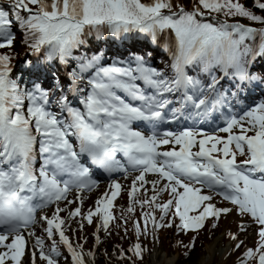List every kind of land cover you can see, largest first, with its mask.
Masks as SVG:
<instances>
[{"label": "snow or ice", "instance_id": "obj_1", "mask_svg": "<svg viewBox=\"0 0 264 264\" xmlns=\"http://www.w3.org/2000/svg\"><path fill=\"white\" fill-rule=\"evenodd\" d=\"M8 3L11 15L0 7V50L14 47L16 25L31 55L43 51V60L36 63L26 55L25 69L43 74L47 64L58 61L67 78L63 82L52 73L53 84L44 87L37 75L25 85L21 76L12 75L14 54L0 51V264H23L26 249L30 264H36L37 257L45 264H59L61 258H70L72 264H87L86 256L94 260V252H85L83 244L74 245L66 235L60 213L67 212L68 219L79 217L81 230L85 220L91 225L99 217L95 234L99 245L100 231H107L116 218L112 208L122 185L112 180L109 191L95 201V210L82 213L85 192L99 186L89 162L108 175L139 173L128 192L132 204L127 212L134 213L136 204L149 211L142 212L143 221L133 222L137 239L149 224L153 229L171 228L177 218L180 232H199L209 218L214 219L212 227H218L221 216L233 211L212 202L219 196L235 206L239 216L250 218L239 222V231L256 226L257 246L246 247L240 264L252 260L264 264V100L238 114L231 111L249 85H264V76L251 71L257 59H264V28L198 19L207 11L264 24V16L239 0H193L190 8L183 0ZM254 3L264 11L262 0ZM168 31L174 35L167 40L171 50L167 69L151 64V52L129 51L109 59L103 48L91 50L96 41L126 42L137 33L156 44ZM224 112L225 126L218 131L226 137L197 128L202 122L214 123L213 113L220 114L218 119ZM178 121L186 122L179 131H158L163 124ZM168 145L169 150H160ZM147 174L157 178L149 181ZM147 184L153 194L141 200L137 193ZM73 192L76 198L69 200ZM164 192L169 199L161 203ZM61 202L78 206L69 211L60 207ZM50 206H55L51 216L40 217L51 241L46 247L45 237L33 226L38 210ZM228 235L240 249L244 241ZM26 237L35 240L30 249ZM178 244L193 249L195 238ZM60 245L69 256L63 255ZM143 252L136 243L121 250L120 258L136 264L133 256L143 260Z\"/></svg>", "mask_w": 264, "mask_h": 264}, {"label": "trees", "instance_id": "obj_2", "mask_svg": "<svg viewBox=\"0 0 264 264\" xmlns=\"http://www.w3.org/2000/svg\"><path fill=\"white\" fill-rule=\"evenodd\" d=\"M239 2L244 4L246 8L253 11L256 15L264 16V11L259 10L255 6L254 0H239ZM262 2H264V0H262ZM183 3L186 8H189L192 6L193 0H183ZM0 7L8 11L10 15L12 14L13 10L10 8L8 0H3L2 4H0ZM21 15H25V13L22 12ZM198 19H202L212 23L229 20L247 24L253 27H264V24L252 22L245 18L228 17L224 16L223 14L208 13L207 11H205L204 17H198ZM13 27L16 35L14 47L12 49H4L0 51L12 52L15 56L13 64L16 65V69L19 70V66H21V64L23 65L22 62L25 60L26 55L27 58L30 57L27 53H25V50L29 48L23 43V31L19 30L16 25H14ZM167 40V36L161 34V36L158 38V46H155L152 42H150V45V43H147L146 40L137 39L135 40V43H132L131 45H127V42H125L123 43V46L120 47L114 44L112 41H108L105 39L104 42H94L91 50L94 51L96 47H101L107 51L110 48L116 52L123 51L121 53L135 51L144 54L147 52H151L152 55L149 58L150 61H158L163 67L167 69V66L171 61L169 60V54H171V50L169 44L167 43ZM41 60H43V58ZM33 63H36V61H33ZM50 65L58 70V66L55 64V61L51 62ZM251 71L264 76V59L256 62L253 65ZM30 75L31 71L28 72L27 77H29ZM201 78H204V74H201ZM167 197H169V194L161 195L160 202H165ZM139 199H141V196L139 197ZM131 204L132 201L128 199L125 194H123L119 203L114 209L116 217L115 220L111 222V226L107 231L101 230L99 233L102 243H100L95 248V258L93 260V264H130V261L128 259L120 258V251H126L132 248L136 243H141L144 249L143 260H140L138 257L133 256L136 264H144L145 262H148L155 248L158 249L161 253H165L167 256H173L174 254H176L177 258L175 260V264H201L202 260L207 255V245L211 244L215 240V238L220 235L222 236L223 234V242H227L228 240H231L230 242H232L233 240L230 238L228 233L231 232L232 234H235L237 236H240L241 234L244 235L245 232L239 231L237 225L241 220L250 222L249 217L239 216L235 209L229 216L222 217L217 222L218 227L216 228L212 227L214 219L209 218L205 223V227L199 232H180L176 227V224L178 223L177 218L175 223L173 224V227L171 228L153 229L151 224H149V228L146 234L141 235L139 239H137L133 227V222L135 220L143 221L142 212L149 211V208L145 207L142 209L139 204H136L135 212L130 214L127 212V208ZM155 214L157 217L161 215L159 210H156ZM125 219H127L128 221L127 224L124 223ZM84 224L85 227H83V230L80 229L79 225V229L77 230V237H81L79 240H85V242L83 243L85 252H93V226L87 224L86 221H84ZM109 233H111V235H109ZM80 234H83V237L80 236ZM193 238H195V248L193 249L186 250L178 244V241H183L184 244H189L193 240ZM238 238L239 240L244 241V244L240 249L236 250L235 244L237 243V241L234 240V242H232L230 245V249L228 250L227 255L222 258L223 264H240V258L243 256L246 247L255 248L257 246V234H255V237H251V239L249 237L241 236ZM185 251H187V255L184 254ZM219 261V258H216V256H214L212 257L210 264H219ZM249 264H257V262L255 260H252L249 261Z\"/></svg>", "mask_w": 264, "mask_h": 264}, {"label": "rangeland", "instance_id": "obj_3", "mask_svg": "<svg viewBox=\"0 0 264 264\" xmlns=\"http://www.w3.org/2000/svg\"><path fill=\"white\" fill-rule=\"evenodd\" d=\"M147 188H149V190H151V185L149 184L147 186ZM152 194H150L151 196ZM101 196V191H98L96 194L92 195L89 203L92 205L97 198H99ZM149 196V197H150ZM226 207V206H223ZM255 235V227L254 225H252L251 227L248 228V231L245 232V234H241V237H249L251 239V237H253ZM238 236V237H240ZM29 239V237H28ZM78 239H80V237H78ZM33 241L34 238H33ZM31 241L29 239V242L34 244V242ZM223 234L222 236H218L217 238H215V240L207 245V255L206 257L202 260L201 264H210L212 257L216 256V258H219V264H223V260L222 258L225 257V255H227L228 250L230 249V245L232 242H234V240L232 242H230L229 240L227 242H223ZM177 258V255L174 254L173 256L170 255H166L165 253H161L158 249H154L151 257L149 258L148 262H145L144 264H170L173 263L175 264V260ZM86 261L87 264H93L92 260L90 258H88L86 256ZM70 261V262H69ZM64 264H72L71 259L69 258L68 260H66V262Z\"/></svg>", "mask_w": 264, "mask_h": 264}, {"label": "bare ground", "instance_id": "obj_4", "mask_svg": "<svg viewBox=\"0 0 264 264\" xmlns=\"http://www.w3.org/2000/svg\"><path fill=\"white\" fill-rule=\"evenodd\" d=\"M156 264H157V263H156ZM170 264H173V263L170 262Z\"/></svg>", "mask_w": 264, "mask_h": 264}]
</instances>
